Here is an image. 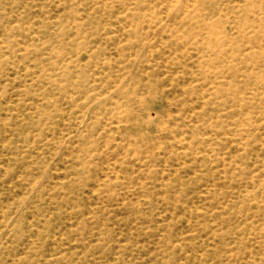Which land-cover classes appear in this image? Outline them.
I'll return each mask as SVG.
<instances>
[{
	"label": "rangeland",
	"instance_id": "rangeland-1",
	"mask_svg": "<svg viewBox=\"0 0 264 264\" xmlns=\"http://www.w3.org/2000/svg\"><path fill=\"white\" fill-rule=\"evenodd\" d=\"M0 264H264V0H0Z\"/></svg>",
	"mask_w": 264,
	"mask_h": 264
},
{
	"label": "bare ground",
	"instance_id": "bare-ground-1",
	"mask_svg": "<svg viewBox=\"0 0 264 264\" xmlns=\"http://www.w3.org/2000/svg\"><path fill=\"white\" fill-rule=\"evenodd\" d=\"M1 96V95H0Z\"/></svg>",
	"mask_w": 264,
	"mask_h": 264
}]
</instances>
